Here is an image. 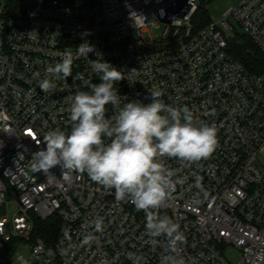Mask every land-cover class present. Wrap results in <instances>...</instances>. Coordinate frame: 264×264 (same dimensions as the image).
Instances as JSON below:
<instances>
[{"label": "built area", "instance_id": "built-area-1", "mask_svg": "<svg viewBox=\"0 0 264 264\" xmlns=\"http://www.w3.org/2000/svg\"><path fill=\"white\" fill-rule=\"evenodd\" d=\"M202 0H0V264H160L164 237L146 234V216L87 173L32 170V154L50 130L70 132L71 97L100 82L90 61L128 73L115 83L121 107L149 103L187 107L215 125L218 146L198 162L161 158L175 191L158 210L179 225L185 264H264V72L249 71L228 50L232 17L264 54V0H239L223 18L199 26ZM87 41L95 51L75 57ZM72 52V76L49 66ZM39 74L38 76L36 74ZM77 74L83 80L76 79ZM56 87L44 93L39 84ZM116 109L106 106V118ZM17 211L9 216L10 205ZM57 214L53 245L32 240L35 219ZM103 220L96 231L93 221ZM90 236L91 243L82 244ZM19 246L29 250L25 257ZM237 254L236 259H234Z\"/></svg>", "mask_w": 264, "mask_h": 264}, {"label": "clouds", "instance_id": "clouds-1", "mask_svg": "<svg viewBox=\"0 0 264 264\" xmlns=\"http://www.w3.org/2000/svg\"><path fill=\"white\" fill-rule=\"evenodd\" d=\"M94 51L85 41L76 49L75 57L88 58ZM97 55L98 59L90 63L100 82L92 85L90 92L78 91L70 98V132L50 130L43 139L46 147L32 154V170L49 173L59 167L65 175L87 173L97 184L114 189L117 201L128 200L144 211L147 235L165 238L169 254L160 264H185L178 254V245L186 240L184 233L172 219L158 214L176 187L174 171L166 168L161 158L188 164L209 158L218 146L217 129L215 125L198 124L187 107L165 104L159 91L150 92L149 103L136 100L121 107L114 85L131 79L135 69L125 73ZM73 59L72 52H65L62 61L46 71L57 80L67 79L72 76ZM75 78L83 80L79 74ZM55 87L49 78L39 84L44 93ZM109 104L116 109L112 118H106ZM93 223L96 231L103 230L102 218ZM91 239L86 236L82 244L91 243ZM130 259L140 264V257Z\"/></svg>", "mask_w": 264, "mask_h": 264}, {"label": "trees", "instance_id": "trees-1", "mask_svg": "<svg viewBox=\"0 0 264 264\" xmlns=\"http://www.w3.org/2000/svg\"><path fill=\"white\" fill-rule=\"evenodd\" d=\"M211 21L204 2L201 3L195 17L197 25L202 26ZM229 52L239 59L251 72H264V54L246 33L237 32L227 37ZM60 219L57 214L47 219H35V229L32 240L43 239L47 245H53L57 238Z\"/></svg>", "mask_w": 264, "mask_h": 264}, {"label": "rangeland", "instance_id": "rangeland-1", "mask_svg": "<svg viewBox=\"0 0 264 264\" xmlns=\"http://www.w3.org/2000/svg\"><path fill=\"white\" fill-rule=\"evenodd\" d=\"M202 2H204L205 8L208 11L210 19L213 21H217L223 18L226 12L231 7L236 5L239 2V0H202ZM228 19L230 23L232 24V28L226 32L227 37L233 36L237 32L244 33L241 27L237 24V22L232 17H229ZM5 211L6 210H4L3 208H0V214H2ZM8 211H9V216L13 217V215L17 211V206L15 204L10 205ZM17 251L21 254H24L25 257H28L30 254L29 250H27V248L23 246H19L17 248ZM236 256L237 254H235L234 259H236Z\"/></svg>", "mask_w": 264, "mask_h": 264}]
</instances>
